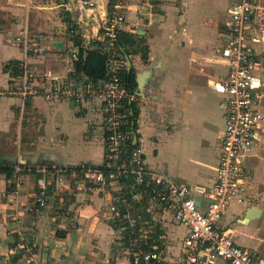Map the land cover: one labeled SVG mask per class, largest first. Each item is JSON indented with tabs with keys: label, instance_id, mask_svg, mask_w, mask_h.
<instances>
[{
	"label": "crops",
	"instance_id": "1",
	"mask_svg": "<svg viewBox=\"0 0 264 264\" xmlns=\"http://www.w3.org/2000/svg\"><path fill=\"white\" fill-rule=\"evenodd\" d=\"M89 1L98 3L95 11L99 12L105 0ZM205 1L222 4L225 10L204 17L199 9ZM236 1L136 0L121 32L137 37V45L129 47L130 54L124 57L126 70L132 68L135 81L139 80L135 92L138 114L127 129L131 143H141L148 168L188 186L200 202L203 200L198 190L208 189L213 182L224 128L219 109L222 98L209 83L224 72L216 51L222 46L227 10ZM17 2L20 7L14 6L15 0L0 2V165L11 169L15 164H102L104 146L97 104L48 102L41 97L22 101L9 93L18 84V79L4 70L9 61H24L33 76L51 73L63 77L73 70L69 57L71 37L64 21L69 0H46L50 6L38 4L43 0ZM228 2L231 3L227 6ZM59 10L63 11L62 18L58 16V21L45 24V35H40L41 56L25 55L21 47L9 43L16 36L24 11L29 17L34 11L38 16H53ZM96 12H84V18ZM76 28L79 33V25ZM97 29L91 28L89 38L96 36ZM140 40L145 48L138 45ZM54 43H61L62 48H55ZM192 115L200 118L194 125L188 120ZM189 127L194 129L189 131ZM187 132L194 136L184 145L181 139ZM263 139L264 124L251 156L246 159L251 161L250 166L258 159L264 160ZM164 143L182 152L181 162L166 164ZM256 150L261 157L256 156ZM249 167L246 194L249 204H232L217 223L218 228L228 230L230 238L244 248L251 242L246 238L251 234H242L245 229L240 227L252 221L243 222L245 213L255 207L260 210L257 219L264 218V185L259 186L257 196L249 194L253 179ZM35 185L33 174L11 172L7 178L0 173V264H129L116 247L118 234L106 213L111 199L117 195L116 186L88 190L73 184L70 189L53 194L47 207L36 211L32 207ZM136 197L148 207L142 195L141 199ZM137 209L142 211L140 207ZM145 213L149 217L145 220L153 229L149 247H156L165 261L174 260L186 229L173 222L169 213L157 209ZM21 247L31 251L26 253ZM255 251L264 256V243Z\"/></svg>",
	"mask_w": 264,
	"mask_h": 264
},
{
	"label": "built area",
	"instance_id": "2",
	"mask_svg": "<svg viewBox=\"0 0 264 264\" xmlns=\"http://www.w3.org/2000/svg\"><path fill=\"white\" fill-rule=\"evenodd\" d=\"M134 4L136 0H105L102 10L96 12L97 2L75 0L83 13L94 11L98 16L97 34L88 38L84 46L92 40L102 50L106 59L103 78L94 81L82 73L75 76L73 70L63 77L51 73L33 76L23 61L18 65V84L9 92L22 101L41 97L48 102L97 104L103 133L102 169L88 163L15 164L11 171L13 175H40L32 205L36 211L46 208L53 194L68 190L73 184L88 190L116 186L117 195L106 213L118 234L116 247L129 264H264L261 253L237 245L228 230L217 227L232 204L247 200L248 170L244 162L251 156L264 124V0H238L227 10L222 46L216 51L224 72L209 83L222 98L219 109L224 128L213 182L208 189L198 190L203 202L188 186L148 168L140 142L129 147L132 137L127 129L134 123L129 106L137 105V96L124 84L126 61L120 55L117 39ZM76 34L75 29L69 30L72 64L78 59V46L73 40ZM40 39V35L32 39L25 27L9 43L21 47L25 55L41 56ZM126 179L132 180L131 188L138 189L129 199L121 193L120 181ZM140 195L148 204L145 212L150 214L157 209L169 213L173 222L186 229L174 260L165 261L156 247H149L153 232L149 237L145 229L150 225L136 208V196Z\"/></svg>",
	"mask_w": 264,
	"mask_h": 264
},
{
	"label": "trees",
	"instance_id": "3",
	"mask_svg": "<svg viewBox=\"0 0 264 264\" xmlns=\"http://www.w3.org/2000/svg\"><path fill=\"white\" fill-rule=\"evenodd\" d=\"M64 21L68 25L67 27L69 28L68 30L75 29L76 31H78V29L76 28L77 24L72 23L70 20L69 12L64 13ZM136 38L137 37L126 33H120L118 35L117 46L119 48L120 55L122 56V58L129 56L130 54V51L128 50L129 47L131 48L137 45ZM73 40H74V44L78 46V59L76 62H74V69H73L74 75L79 76L82 73L94 81L103 78L105 72L106 59L102 50H100V47L98 46L97 42L89 40L88 44L84 46L83 44L84 38L80 35V33H77L76 37ZM142 43H143L142 40L138 41V45H142L143 48H145L146 46L143 45ZM141 57L145 58V54L142 53ZM18 65L19 62L16 60L9 61L4 67V70L7 71L12 76V78L18 79L21 76L20 71L18 70ZM123 81L125 86L132 93L136 92L137 82L135 81V72L132 68L128 71L125 70L123 74ZM129 107L132 115L137 116L138 111L135 105L131 104ZM129 147L132 148L134 147V145H132L131 142H129ZM93 166L95 168L102 169L101 164L93 165ZM0 173H4L6 177L9 178L11 176V169H9L8 166L0 165ZM105 174L107 175L108 173L106 172ZM39 177L40 175H36V178ZM120 184L122 186L121 193L125 195L128 199L131 198L132 194H135L138 191V189L136 190V188H131L132 187L131 179L122 180L120 181ZM135 204H136V208L140 207V210L142 209V211H140L141 215L143 217L145 216L144 218L148 219L149 217L147 218L146 213H145L146 215H143L146 208L145 201L135 202ZM156 234H157V230L155 229V235ZM150 243H152V240H150Z\"/></svg>",
	"mask_w": 264,
	"mask_h": 264
},
{
	"label": "rangeland",
	"instance_id": "4",
	"mask_svg": "<svg viewBox=\"0 0 264 264\" xmlns=\"http://www.w3.org/2000/svg\"><path fill=\"white\" fill-rule=\"evenodd\" d=\"M9 1H14V0H0V2H3L4 4L6 2H9ZM230 3L231 2H228L227 6L230 5ZM16 4H19L17 2V0H15L14 6ZM38 4L39 5L42 4L44 6H50L51 5L49 2H46V0H43V3L39 2ZM16 6H19V5H16ZM4 8H7V6H4ZM26 9L27 8L25 7V10ZM223 9L225 10L224 5H222V4H217V3H214L212 1H209V2L205 1V3L201 6V8L199 10H201L203 12L204 17L209 18L210 16L212 17V16L216 15L217 12L221 13ZM41 10L43 11V10H47V9H41ZM35 11H38V10H35ZM35 11L32 14L29 13L28 14L29 17H26V11H24L22 13V15H21L22 22L18 24V29H17V32L15 34L16 36H18L19 33L25 27L28 28V32L30 34V37H32V39H36L37 36H39V35L44 36L45 35V33H44L45 29L44 28L46 27L45 24L50 23V22L53 24L54 22H56V19L58 21V16H60L62 18V15H63V11L62 10H59L57 12V14H53V16L52 15H49V16H46V15L38 16ZM42 11H39V12H42ZM49 12H52V11H49ZM92 13H91V15H92ZM85 15L87 17V14H85ZM55 28H57V27L55 26ZM30 54H32V53H30ZM69 57H70V55H69ZM72 66H73V69H74V63L72 64ZM218 69H219V71L221 73L222 72L221 66H219ZM193 116L196 117V118H194ZM197 119H200V118L198 116H195V115H192V116L188 117L190 125H194L196 123V121H198ZM192 128L193 127H189V131L192 130ZM196 131H197V128L194 130V132H196ZM193 136L194 135H190V133H188L184 139H181L182 143L184 145L185 144H189L190 140H191V138ZM262 142L264 143V139L262 140ZM164 146H165L164 161L166 162V164H168L167 162L172 163L174 161L181 162V154H182V152H177V148H174V146L173 147L169 146V144H167V143H164ZM256 156L261 157V154H260V152H258V150H256ZM250 163H251L250 160L249 161L247 160V162L245 160L244 165H245L246 169H248V167L250 166ZM172 166L175 167V165H172ZM249 168H251V170H253V179L252 180L250 179L251 180V184H250L251 191H249V194L251 193V195H253L255 197V196H257V193H258L257 190L259 189V186L260 185H264V160L258 159L256 161V164L255 165H251ZM93 189H97L98 190L99 188H93ZM247 201L245 203L249 204V200H247ZM240 228H244L245 229L244 231H241L242 234L244 232L251 234V235H247V237H246L247 239H249L251 241L246 246L247 249L255 250L257 248V246H260L261 243H264V218L263 219L252 220L250 224L242 226ZM145 230L148 232V236L150 237V234H151L153 229L151 227L150 228L146 227ZM241 230H243V229H241ZM246 242L247 241H245V243Z\"/></svg>",
	"mask_w": 264,
	"mask_h": 264
},
{
	"label": "water",
	"instance_id": "5",
	"mask_svg": "<svg viewBox=\"0 0 264 264\" xmlns=\"http://www.w3.org/2000/svg\"><path fill=\"white\" fill-rule=\"evenodd\" d=\"M69 13L71 22L79 25V33L84 38L85 43H87V39L90 37L91 28L93 26H99L97 14L94 13L90 18H84V13L77 8V6L75 5V0H69ZM53 46L57 49L62 48L61 43H54ZM262 50L264 52V44L262 45ZM137 84H139V80H137ZM259 216L260 210L252 207L245 213L243 222H246L247 220L257 219L259 218Z\"/></svg>",
	"mask_w": 264,
	"mask_h": 264
},
{
	"label": "bare ground",
	"instance_id": "6",
	"mask_svg": "<svg viewBox=\"0 0 264 264\" xmlns=\"http://www.w3.org/2000/svg\"><path fill=\"white\" fill-rule=\"evenodd\" d=\"M230 233H228V235H229Z\"/></svg>",
	"mask_w": 264,
	"mask_h": 264
}]
</instances>
